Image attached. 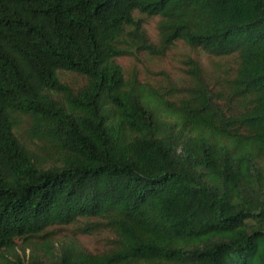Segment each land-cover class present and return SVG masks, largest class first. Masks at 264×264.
Wrapping results in <instances>:
<instances>
[{
    "label": "trees",
    "instance_id": "16d2710c",
    "mask_svg": "<svg viewBox=\"0 0 264 264\" xmlns=\"http://www.w3.org/2000/svg\"><path fill=\"white\" fill-rule=\"evenodd\" d=\"M0 264H264V0H0Z\"/></svg>",
    "mask_w": 264,
    "mask_h": 264
},
{
    "label": "rangeland",
    "instance_id": "374dc122",
    "mask_svg": "<svg viewBox=\"0 0 264 264\" xmlns=\"http://www.w3.org/2000/svg\"><path fill=\"white\" fill-rule=\"evenodd\" d=\"M157 21L158 18H149L145 23V30L153 42H157ZM197 59L209 76L218 75L216 63L220 64L221 71L227 72L233 66L230 59L215 60L209 58L200 49H191L186 44L179 42L164 56H155L145 53H138L135 56L120 58L118 62L125 70L137 69L140 79L153 85L174 84L182 86L187 84L185 77L184 62L189 59ZM62 81L77 87L83 82V78L71 73H63ZM76 236V241L89 250L100 249L104 242L98 237H86L75 234L72 226L64 227L56 233L57 239L72 240Z\"/></svg>",
    "mask_w": 264,
    "mask_h": 264
}]
</instances>
